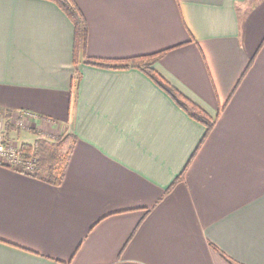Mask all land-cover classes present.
I'll return each mask as SVG.
<instances>
[{"label": "crops", "instance_id": "obj_1", "mask_svg": "<svg viewBox=\"0 0 264 264\" xmlns=\"http://www.w3.org/2000/svg\"><path fill=\"white\" fill-rule=\"evenodd\" d=\"M72 1L87 56L140 66L76 67L55 1L0 0L10 141L71 152L60 183L0 163V264H264V0Z\"/></svg>", "mask_w": 264, "mask_h": 264}, {"label": "trees", "instance_id": "obj_2", "mask_svg": "<svg viewBox=\"0 0 264 264\" xmlns=\"http://www.w3.org/2000/svg\"><path fill=\"white\" fill-rule=\"evenodd\" d=\"M55 1L70 17L74 23L75 33H74V63L76 67L81 60V57L84 59L85 63L104 66V67H129V66H140L136 62L135 58H130L125 63L116 64L110 60H105L101 58H95L87 56V43H88V27L86 19L78 7V5L72 0H53ZM153 56V55H152ZM150 55L141 56L143 59L152 57ZM151 61H146V66H143L144 70L148 75H150L154 81L160 85L165 91H167L172 98L184 108L191 116L202 121L210 130L215 120L208 116L207 113L202 112L201 110H196V104L191 100L184 97L178 89H176L171 83H169L165 78H163L152 66L150 65ZM76 74L79 78L80 71L76 68ZM6 138L4 140L7 141ZM62 141L60 139L50 140L47 138H40L37 140L36 147L34 150V155L36 156V161L34 168L30 173L41 175L54 183H60L66 172V168L70 159L71 152L61 151ZM31 143L23 142L22 143V161L26 162L31 157L32 150ZM24 164L19 168L23 170Z\"/></svg>", "mask_w": 264, "mask_h": 264}, {"label": "built area", "instance_id": "obj_3", "mask_svg": "<svg viewBox=\"0 0 264 264\" xmlns=\"http://www.w3.org/2000/svg\"><path fill=\"white\" fill-rule=\"evenodd\" d=\"M36 114L31 111H21L18 115L12 120L13 122H24L27 118H33ZM3 122L0 121V129H2ZM3 137L0 135V163L8 164L15 168H20L23 164V170L26 172H31L34 168L36 161V156H31L26 162L22 161V148L17 143L4 142Z\"/></svg>", "mask_w": 264, "mask_h": 264}, {"label": "rangeland", "instance_id": "obj_4", "mask_svg": "<svg viewBox=\"0 0 264 264\" xmlns=\"http://www.w3.org/2000/svg\"><path fill=\"white\" fill-rule=\"evenodd\" d=\"M4 113H1L0 114V121H2L3 122V124H2V129H0V135L3 137L2 139H3V141L7 138L8 140L7 141H5V142H10V143H12L11 141H10V139L11 138H16L17 136H18V132L19 131H23V132H28V130H31V128H29V126H26V124L28 123V120H26L25 122H24V125H23V122H11L10 120H11V118H5L4 116ZM30 121H32V120H30ZM30 123L31 122H29L28 124L30 125ZM9 124V125H8ZM7 125H8V127H7ZM32 136V135H31ZM41 138H47V139H49V138H53L54 140H56L57 138L55 137V136H53V135H48V136H46V137H42L41 136ZM56 138V139H55ZM17 140H20V138H16ZM38 139H40V138H38ZM37 139V140H38ZM37 140L35 141V142H28V143H31V144H33L32 145V150H31V156H35L34 155V150H35V147H36V143H37ZM27 142V141H26ZM22 143L23 142H19V143H17V144H19V146H22ZM62 151H64V150H62Z\"/></svg>", "mask_w": 264, "mask_h": 264}]
</instances>
